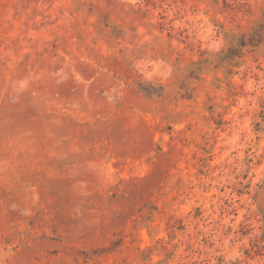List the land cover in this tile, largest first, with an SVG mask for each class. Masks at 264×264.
I'll use <instances>...</instances> for the list:
<instances>
[{
    "label": "rangeland",
    "instance_id": "374dc122",
    "mask_svg": "<svg viewBox=\"0 0 264 264\" xmlns=\"http://www.w3.org/2000/svg\"><path fill=\"white\" fill-rule=\"evenodd\" d=\"M0 264H264V0H0Z\"/></svg>",
    "mask_w": 264,
    "mask_h": 264
}]
</instances>
